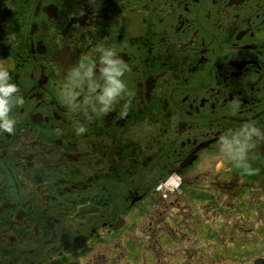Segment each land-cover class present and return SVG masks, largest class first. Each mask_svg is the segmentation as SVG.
<instances>
[{
    "label": "flooded vegetation",
    "instance_id": "obj_1",
    "mask_svg": "<svg viewBox=\"0 0 264 264\" xmlns=\"http://www.w3.org/2000/svg\"><path fill=\"white\" fill-rule=\"evenodd\" d=\"M104 49L126 65L108 112L73 77L102 84ZM0 68L24 100L0 264H264V140L236 161L219 141L264 133V0H0Z\"/></svg>",
    "mask_w": 264,
    "mask_h": 264
},
{
    "label": "clouds",
    "instance_id": "obj_2",
    "mask_svg": "<svg viewBox=\"0 0 264 264\" xmlns=\"http://www.w3.org/2000/svg\"><path fill=\"white\" fill-rule=\"evenodd\" d=\"M95 67L98 68L102 81L100 85L95 81L92 67H89L83 76L77 71L73 77L86 80L90 92L95 94L89 103L99 104L100 111L108 112L126 90V85L121 79L126 71V65L114 49H104L100 63ZM97 87L100 88L99 93H96ZM23 103V97L17 85L11 82L8 71L0 68V133L12 134L14 132L17 121L10 116V113L14 107L23 105ZM77 132L83 134L85 128L78 127ZM254 137L264 140V133L253 125H246L234 132H226L219 138L221 150L229 160H239L252 146Z\"/></svg>",
    "mask_w": 264,
    "mask_h": 264
},
{
    "label": "rangeland",
    "instance_id": "obj_3",
    "mask_svg": "<svg viewBox=\"0 0 264 264\" xmlns=\"http://www.w3.org/2000/svg\"><path fill=\"white\" fill-rule=\"evenodd\" d=\"M206 169L209 170V173H212V168L210 167L209 164L206 166ZM195 227H196L195 224L191 225V228H195ZM204 238H205L204 236H203V237H200L199 240L202 242ZM144 253H146V252L144 251ZM150 259H151V258H150L147 254H145V255H143V256H138V257L134 260V264H156V263H152V262L150 261ZM126 262H127V261L124 259L122 263H123V264H126Z\"/></svg>",
    "mask_w": 264,
    "mask_h": 264
}]
</instances>
